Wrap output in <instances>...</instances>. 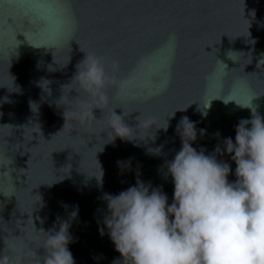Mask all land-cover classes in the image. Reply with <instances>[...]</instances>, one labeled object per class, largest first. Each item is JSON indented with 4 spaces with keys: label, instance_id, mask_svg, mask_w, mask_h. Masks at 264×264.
I'll list each match as a JSON object with an SVG mask.
<instances>
[{
    "label": "water",
    "instance_id": "95a60500",
    "mask_svg": "<svg viewBox=\"0 0 264 264\" xmlns=\"http://www.w3.org/2000/svg\"><path fill=\"white\" fill-rule=\"evenodd\" d=\"M86 53L117 61V79L131 80L132 91L121 99L110 87V106L94 110L96 119L69 115L65 123L54 101ZM41 77L52 82L51 95L37 86ZM75 86L63 90V103L86 99L83 93L71 99ZM30 101L39 108L32 110ZM251 103L264 116V0H0V254L40 264L41 229L66 218L62 205H78L69 245L75 264L122 259L107 229L103 236L99 231L107 212L103 194H118L139 176L171 203L165 161L181 147V119L196 125L193 147L212 153L218 140L235 139V126L251 117L240 105ZM113 108H123L130 126L139 115L160 126L168 120L155 141L163 155L147 153L151 141L105 144ZM218 159L231 165L229 181H235V163L227 153ZM118 160H130L131 171H122ZM100 165L102 185L93 177Z\"/></svg>",
    "mask_w": 264,
    "mask_h": 264
},
{
    "label": "clouds",
    "instance_id": "9594fccd",
    "mask_svg": "<svg viewBox=\"0 0 264 264\" xmlns=\"http://www.w3.org/2000/svg\"><path fill=\"white\" fill-rule=\"evenodd\" d=\"M48 70L56 69L49 65ZM117 71V61L109 64L105 57L86 53L76 65L71 82L61 86L62 94L54 101L57 108L63 109L65 123L69 115L84 120L90 114L96 119L94 110L104 112L110 106V87L118 90L121 99H127L132 81L117 79ZM51 83L41 77L37 86L51 95ZM73 84L76 86L70 88L71 99L76 100L81 93L86 97L75 106L63 103V90ZM73 91L77 93L75 97L71 95ZM30 105L32 110L33 105L38 106L31 101ZM240 106L249 108L251 117L241 119L235 126L234 140L230 136L218 140L212 153L193 147L198 136L196 125L187 117L181 119L176 130L181 147L171 160L165 161L166 174L174 185L171 203L161 187L145 183L139 176L134 185L118 194H103L107 212L99 231L103 236L107 229L122 257L113 264H264V116L252 103ZM116 109H122V114H117ZM202 113L206 115L207 111ZM136 119L138 123L130 126L123 108H113L107 117L105 144L117 138L137 146L151 141L153 146L146 148L147 153L163 155V145H155V141L157 130L167 131L168 120L160 126L154 117L139 115ZM205 134L206 129L199 130L201 137ZM215 136L219 138V132ZM224 153L236 165L235 181H229L231 165L218 159ZM117 166L131 171L130 160H118ZM93 177L102 185L101 165L99 178ZM62 206L66 218L58 216L51 229H41L44 240L40 264H75L69 245L75 242L71 228L79 218V208ZM0 264L18 261L0 254Z\"/></svg>",
    "mask_w": 264,
    "mask_h": 264
}]
</instances>
